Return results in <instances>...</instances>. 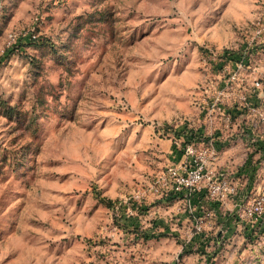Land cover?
<instances>
[{
    "label": "rangeland",
    "instance_id": "1",
    "mask_svg": "<svg viewBox=\"0 0 264 264\" xmlns=\"http://www.w3.org/2000/svg\"><path fill=\"white\" fill-rule=\"evenodd\" d=\"M261 116L264 0H0V264H264ZM187 131L219 161L171 194Z\"/></svg>",
    "mask_w": 264,
    "mask_h": 264
},
{
    "label": "built area",
    "instance_id": "2",
    "mask_svg": "<svg viewBox=\"0 0 264 264\" xmlns=\"http://www.w3.org/2000/svg\"><path fill=\"white\" fill-rule=\"evenodd\" d=\"M24 37L27 36V34H22ZM29 37L34 38L35 36H31V34H28ZM8 38L10 42H14L16 40L15 34H8ZM225 55L222 56V67L223 65H226L227 63H230L231 65L228 66L229 68L233 69V72L230 76L231 80H235L238 74L239 70L245 69L250 63L249 57L248 59H242L239 61H230L224 58ZM248 61V62H247ZM259 82L256 81L255 85L258 87ZM258 89V88H257ZM260 91H255L251 93L250 96L247 98H244V109L243 112L246 111H254L257 109V107L260 105L259 102V95ZM221 106H218V110H221ZM224 112L227 114L226 120L234 119L239 114H242L240 112H236L235 108L229 111L224 110ZM262 124L264 125V116H261ZM187 136H184L185 140H182V148L180 150V160L177 167H169L167 168V174L160 177V179L163 182L164 185H167L168 188H170L169 193L171 194H190L191 192H200L202 191V184L204 181L211 180L210 177H205L202 170L204 169H210L214 168L219 161V151L220 149L217 148L215 142L212 138H207L206 141L203 139L199 142H197L196 139L192 136L191 132H186ZM225 177L221 178V186L222 188L225 187V189H230L231 192H233L232 187L227 186V182ZM221 186H213L210 185L208 188L205 187L207 194L213 196L216 194V190L220 189ZM154 192H157V189H153ZM263 198H259L252 207L249 209V215H257L262 213L263 210ZM199 229V228H198Z\"/></svg>",
    "mask_w": 264,
    "mask_h": 264
},
{
    "label": "trees",
    "instance_id": "3",
    "mask_svg": "<svg viewBox=\"0 0 264 264\" xmlns=\"http://www.w3.org/2000/svg\"><path fill=\"white\" fill-rule=\"evenodd\" d=\"M224 58L227 59V60H230V61H239V60H242V59H248V55L247 54H244L243 52H225L224 53ZM185 132V131H184ZM182 132L183 136H187L186 133ZM181 134V135H182ZM106 205H107V202H104Z\"/></svg>",
    "mask_w": 264,
    "mask_h": 264
},
{
    "label": "crops",
    "instance_id": "4",
    "mask_svg": "<svg viewBox=\"0 0 264 264\" xmlns=\"http://www.w3.org/2000/svg\"><path fill=\"white\" fill-rule=\"evenodd\" d=\"M220 151H221V150H220ZM220 151H219V152H220ZM233 159H234V158H233ZM232 162H234V160H233ZM230 163H231V161H230Z\"/></svg>",
    "mask_w": 264,
    "mask_h": 264
}]
</instances>
